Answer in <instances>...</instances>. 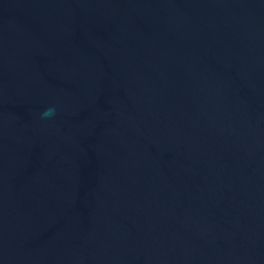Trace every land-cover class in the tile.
I'll list each match as a JSON object with an SVG mask.
<instances>
[{"label": "water", "instance_id": "1", "mask_svg": "<svg viewBox=\"0 0 264 264\" xmlns=\"http://www.w3.org/2000/svg\"><path fill=\"white\" fill-rule=\"evenodd\" d=\"M0 264H264V0H0Z\"/></svg>", "mask_w": 264, "mask_h": 264}, {"label": "clouds", "instance_id": "2", "mask_svg": "<svg viewBox=\"0 0 264 264\" xmlns=\"http://www.w3.org/2000/svg\"><path fill=\"white\" fill-rule=\"evenodd\" d=\"M52 109H48L45 113H43L44 116H48L52 113Z\"/></svg>", "mask_w": 264, "mask_h": 264}]
</instances>
